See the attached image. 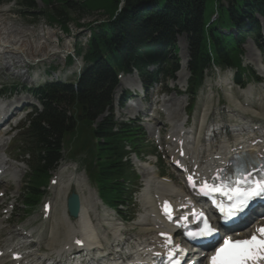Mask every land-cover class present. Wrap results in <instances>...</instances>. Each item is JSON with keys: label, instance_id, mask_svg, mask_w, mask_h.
<instances>
[{"label": "trees", "instance_id": "16d2710c", "mask_svg": "<svg viewBox=\"0 0 264 264\" xmlns=\"http://www.w3.org/2000/svg\"><path fill=\"white\" fill-rule=\"evenodd\" d=\"M42 1L46 6L56 2L44 14L63 28L75 15L101 11L108 18L92 31L84 56L92 66L81 75L78 89L55 84L36 90L42 111L31 115L20 133L31 146L27 204L37 201L38 186L61 158L63 139L74 129L79 133L77 146L89 145L94 153L93 164L87 169L92 178L95 172L94 182L101 195L110 201L119 198L124 185L118 181L121 177L126 179L128 169L122 161L124 142L133 143L138 133L126 124L114 131L112 116L91 127L108 106L116 73L131 67L143 72L146 64L162 60L165 69L176 68L175 38L181 34L188 40L192 71L210 59L229 63L239 52L238 39L253 30L254 14L264 17V0H123L120 11L117 10L121 0ZM19 2L28 10L36 8L34 0ZM214 14L217 16L211 21ZM230 28L236 29L237 37L220 31Z\"/></svg>", "mask_w": 264, "mask_h": 264}, {"label": "bare ground", "instance_id": "6f19581e", "mask_svg": "<svg viewBox=\"0 0 264 264\" xmlns=\"http://www.w3.org/2000/svg\"><path fill=\"white\" fill-rule=\"evenodd\" d=\"M42 32L44 34L43 30H39L38 34ZM47 34L49 33L45 35ZM30 38L31 34L26 33V31L20 32L13 29L8 31L5 26L0 27V56L2 57L0 69H11L14 71L20 67L17 73L26 76L25 71H23L24 64H34L44 58L53 57L59 51L56 43L51 39L45 42L44 40L33 41ZM13 105L14 101H9L5 105L0 106V121L1 117H9L8 113L11 111V106ZM224 110L228 113V118L238 126L237 129L232 130L230 136L228 135L229 130L226 125L227 120L215 121L214 124L208 127L207 133L203 135L202 126L207 121L206 113H203L200 117L199 127L193 136L178 134L185 140L184 155L180 157L178 154H174L171 156V161L175 164L179 163V168L177 169L181 170L183 175L186 174V177H191L198 181L212 179L218 174L226 161L229 160L233 149L240 146L239 152H244V155L247 157L252 156L251 154L254 152L255 147L248 148L245 144L254 141L256 138L250 132L240 135L247 128L246 122L242 123L243 121L241 120L242 115L246 114V112L239 107ZM8 122L0 125V153L5 154H7L8 142L5 136L8 129L3 128V126ZM178 130L181 129L178 128ZM201 136H204L205 142L199 144ZM211 136H214L215 139H212ZM227 138L233 139V142L228 143ZM169 142L174 149L177 148V143L173 142L172 135L169 137ZM138 160L137 166L143 174V184L138 198L143 210L136 221V224L140 227L138 234L125 237V231L121 225L112 222L105 223L104 221H111L112 219L107 218L108 213H104V209H102L103 213L98 211L100 204L95 201L97 197L94 190L90 188V192L93 193L91 196L85 195L80 177L74 176L73 171L69 172L67 167L60 166L57 169L58 188L55 189H57L56 198H58L63 206H61L59 215L55 214L56 210L54 214L52 213L53 224L51 223L52 225L47 232V237L51 243L48 245L49 250L41 253V242L39 238L35 237V232L26 230L20 226L10 227V229L8 226H5L7 224H4V222L7 221L6 216H3L0 218V230L6 228L8 236L5 241L8 246L2 251L0 264H74L80 261L82 264H97L96 260L102 261L105 256H98L96 253L105 249V245L109 247L114 246L115 250L120 249L118 258L110 260L105 264L151 263L153 254L158 251L157 247L161 246L164 241L160 238L159 243L152 242L157 230H162L165 227V222L163 221V223L156 215L154 209L156 200L160 197H170L175 201V208L184 209L192 198L186 194L185 190L176 188L174 185V183L176 184L175 181L159 177L148 163ZM0 173L12 176L17 183L22 178V168L11 164L6 157H0ZM3 183L4 181L0 179V184ZM72 188H74L80 198V211L75 219H71L68 216L64 203ZM12 206L9 205V209ZM56 208L57 206L54 209ZM58 227L63 228V233L59 239H56L60 234ZM77 241L88 242L89 246L93 247L91 249L82 248V245L80 246ZM13 254H17L19 258L12 259Z\"/></svg>", "mask_w": 264, "mask_h": 264}, {"label": "rangeland", "instance_id": "374dc122", "mask_svg": "<svg viewBox=\"0 0 264 264\" xmlns=\"http://www.w3.org/2000/svg\"><path fill=\"white\" fill-rule=\"evenodd\" d=\"M35 4L37 6L36 11H40V10L42 11V10L45 9L46 5H44L41 2V0H35ZM100 14H101V11H93L92 13H84L82 16L75 15L73 18L70 17L69 18L70 20L67 21L66 24H65V26H67V28L69 30L68 31L69 35H76L78 32L82 31V28H85L86 25L88 24V22H90V21H95V20L98 21V20H100L102 18L101 16H99ZM102 16H103V18L107 17L106 15H102ZM38 17H40V18H37V21L35 23V24H37V26H43L44 27L45 23H49L50 22L45 15L39 14ZM42 17H45V18H42ZM257 18L259 19V24L261 26L260 27L261 38L263 39L264 38V21L262 19H260L259 17H257ZM50 23L53 24L54 22H50ZM51 24H49V25H51ZM78 24H81L82 28L79 27ZM36 31L37 30L35 29L34 32L37 33ZM78 36H79L80 41H83L82 35L80 34ZM34 38H36V34H34ZM185 42L186 41H185L184 37L180 36L178 38L177 45H178V48H179V52L177 54V57L179 58V61H181V59H183L184 56H185V54H184V45L186 44ZM253 43H252V41H248L244 45V55H243L244 64H246L249 61L247 59V49L249 47H251ZM62 49H65V47H62ZM69 51L71 52V48L69 49ZM250 53L253 55L252 49L249 50V54ZM47 58H49V57H47ZM47 58H44L43 60H45ZM43 60H41V61H43ZM48 60L49 61L51 60L55 64L57 63L59 65V68H61V64L60 63H63V62L60 61L59 57L56 56V55H54L53 57L49 58ZM49 61H44L45 65H47L49 63ZM41 69H43V68H41ZM3 72H5L8 75L10 71H3ZM69 72H70V70L67 68V70L64 73L67 75V74H69ZM181 72H184V71L181 70ZM58 78H61V77H58ZM72 80L73 79L71 78V81ZM5 82L8 83V84H6ZM1 83H3V84H1ZM5 84L7 85V89H8L9 87H11L12 82L9 81V80H6L5 78L2 77V75H0V85H5ZM18 95L23 96V97L27 98L28 100L32 101V103L36 106V108H38V109L40 108L39 104L35 100H32L31 98H29L28 95L25 94V93H22V92L20 93L19 89H17V91L14 92L12 98L17 97ZM199 114L197 115V119L199 117ZM21 117H22V115L19 114L17 119H19ZM15 122L17 124L18 121L16 119H12L11 120V123L15 124ZM18 125H19V123H18ZM18 125H16V126L18 127ZM17 127H15V129ZM11 132L12 131L8 132V135L6 136V138H9L13 134V132H12V134H11ZM75 133H78V132L74 129L72 135L75 134ZM72 135L69 138L70 139L69 143H73L72 147L69 148V146L67 144L64 145V151H63L64 157H65V161L64 162H67V163H70V164H74L76 166L77 172L85 174V172L83 170V167L78 166V162H77V158H76V157H78V154H80V152H77L75 155L73 154L74 148H75L74 143H76L78 141V136L74 135L72 137ZM14 147H15V143L13 142V140H11V142L8 144V152H9L8 158L15 159V160L11 159L10 163H14V165L20 166L22 168V178H21V181H19L18 183L14 180L16 182L15 183L13 181H10V177H8V176H4L3 177L5 182L3 184H0V194L6 192V196H4L5 198L3 199V202H1V204L3 206L0 208V216L6 215L7 217H9V224L11 226L12 225L21 226L23 228H26L27 230H31V231L35 232L36 235L40 233L39 234V238H41V240H42V244L41 245L44 246V247H48V245L50 243V240L47 237V232H48L49 227H51V225H52L51 223H52L53 216L50 217V219H48L47 221L42 220V218H43L42 204L46 200L49 201L52 204V206H53V211H55L54 208L57 206L55 214L59 215V212H60V210L62 208L61 206H63V205H61L62 203H60L58 198H56L57 189H55V188H58V182L56 184L57 186L56 185L53 186V184L50 181L46 185V187H44V189H43L44 197H43L40 205L38 206L39 207L38 209L34 208L32 210H28L27 208L23 207V205H22L23 197H22L21 191H22V188L24 187V181L26 179L27 173L29 172V169H28L27 165L23 162V161L27 162V158L24 157V156L20 157L19 153L16 150H14ZM70 153L75 156L74 159H70ZM137 160H134L136 165H137ZM143 160L144 161H148L149 163H151L153 165L154 169L159 172V162L155 163V160L152 159V158H147V159L144 158ZM64 162H62V163H64ZM140 162H142V161H140ZM61 166H64V165H61ZM64 167H66V166H64ZM70 167L71 168H68L69 172L73 171L74 176H79L80 177L81 182H82V186L84 188L83 189V193L85 195L91 196V194H93V193L90 192V188L92 186L90 185L91 186L90 187L88 185L89 182L87 183L85 178L84 177L82 178L81 174L75 172V168L72 167V165ZM55 171L56 170L52 171L51 174H50V177H52L51 180L55 179L54 177H56V175L58 173L57 171L56 172ZM164 173H165L164 175H170L171 174V172L169 171V169H167V167H166ZM142 175L143 174L141 172V181H142ZM56 179H57V177H56ZM142 184H143V182H142ZM73 189L74 188H72L71 192L73 191ZM2 190H4V192H2ZM13 196H14V198H13ZM138 198H139V195H138ZM95 201H97V203H99L97 198L95 199ZM59 203H60V205H58ZM64 203H66V201ZM10 204L13 205V208H12V211H10L11 215L9 216V214L7 213V210H10L9 209V205ZM54 204H56V205H54ZM103 209H104V213L107 214V211L105 210V208H103ZM98 211H99V208H98ZM99 212L101 213L103 211L101 210ZM25 213H27L28 215L25 216ZM53 214H54V212H53ZM107 215H108L107 218H109L110 214H107ZM109 219H112V218H109ZM5 223L6 222H4V224ZM5 226H8V225H5ZM11 226H8V227L10 228ZM14 226H12V227H14ZM131 226L132 225L126 226V228H125L127 230V231L125 230L126 231V235H130L131 234V232H132ZM2 231L6 232V228H4ZM2 231H0V247L2 249H5L7 247V245L3 241L5 239H7L6 238L7 235H6L5 232H2ZM60 231H61V234H62L63 233L62 228L60 229ZM60 236L57 237L56 239H59ZM35 237H37V236H35ZM52 243H53V241H52Z\"/></svg>", "mask_w": 264, "mask_h": 264}, {"label": "snow or ice", "instance_id": "6c2138e0", "mask_svg": "<svg viewBox=\"0 0 264 264\" xmlns=\"http://www.w3.org/2000/svg\"><path fill=\"white\" fill-rule=\"evenodd\" d=\"M255 198H264V181L256 182L254 187L248 189L235 190L234 196L231 197L234 203L227 212L228 218L244 213L250 201ZM165 214L168 215V212L166 211ZM216 231L205 221V227L197 233H189V237L191 239L213 238L215 243ZM257 232L260 234L259 237L254 233L248 239L233 240L230 237L223 239V244L209 257V264H260V261H264V228L257 229ZM77 243L80 242L77 241Z\"/></svg>", "mask_w": 264, "mask_h": 264}, {"label": "water", "instance_id": "95a60500", "mask_svg": "<svg viewBox=\"0 0 264 264\" xmlns=\"http://www.w3.org/2000/svg\"><path fill=\"white\" fill-rule=\"evenodd\" d=\"M67 209L70 216L76 217L79 212V198L78 195L72 193L67 199Z\"/></svg>", "mask_w": 264, "mask_h": 264}]
</instances>
